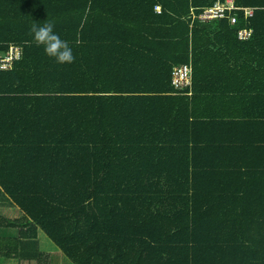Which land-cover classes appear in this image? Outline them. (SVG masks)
<instances>
[{
    "label": "trees",
    "instance_id": "1",
    "mask_svg": "<svg viewBox=\"0 0 264 264\" xmlns=\"http://www.w3.org/2000/svg\"><path fill=\"white\" fill-rule=\"evenodd\" d=\"M219 1L0 0V264H51L37 233L74 264H264V0L201 21ZM46 22L73 63L29 43Z\"/></svg>",
    "mask_w": 264,
    "mask_h": 264
},
{
    "label": "built area",
    "instance_id": "2",
    "mask_svg": "<svg viewBox=\"0 0 264 264\" xmlns=\"http://www.w3.org/2000/svg\"><path fill=\"white\" fill-rule=\"evenodd\" d=\"M235 0H226L225 2H218L214 7L205 9L200 15L199 19L203 22H212L215 19H223L228 12L237 11ZM160 11V9H159ZM247 16H252L251 9H245ZM253 32L250 29H242L238 33V38L245 41L251 38ZM21 49L12 47L10 51L0 58V69H7L12 66L15 60L21 59ZM172 86L177 92L189 91L191 95L193 87V67L192 63L176 66L172 74Z\"/></svg>",
    "mask_w": 264,
    "mask_h": 264
},
{
    "label": "clouds",
    "instance_id": "3",
    "mask_svg": "<svg viewBox=\"0 0 264 264\" xmlns=\"http://www.w3.org/2000/svg\"><path fill=\"white\" fill-rule=\"evenodd\" d=\"M30 34L36 46H43L44 52L50 58H53L58 64H71L74 62L72 48L66 40H62L58 34L54 32V24L46 22L43 26L33 23ZM76 44H80V40H76Z\"/></svg>",
    "mask_w": 264,
    "mask_h": 264
},
{
    "label": "rangeland",
    "instance_id": "4",
    "mask_svg": "<svg viewBox=\"0 0 264 264\" xmlns=\"http://www.w3.org/2000/svg\"><path fill=\"white\" fill-rule=\"evenodd\" d=\"M1 215L9 220H17L21 218V214L15 208L10 207L7 201L1 199ZM36 239L38 241L39 249L49 257L51 264H74L63 252L52 243L45 234L37 233ZM2 264H35V261H25L18 259H6Z\"/></svg>",
    "mask_w": 264,
    "mask_h": 264
},
{
    "label": "crops",
    "instance_id": "5",
    "mask_svg": "<svg viewBox=\"0 0 264 264\" xmlns=\"http://www.w3.org/2000/svg\"><path fill=\"white\" fill-rule=\"evenodd\" d=\"M1 204H2V203H1V199H0V211H1V209H2V208H1V207H2ZM7 205H9L10 207H12L10 204H7ZM12 208H13V207H12ZM0 216H1L2 218H4V217L1 215V213H0ZM21 217H22V215H21ZM20 219H21V218H20Z\"/></svg>",
    "mask_w": 264,
    "mask_h": 264
}]
</instances>
